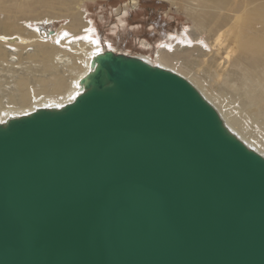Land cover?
Listing matches in <instances>:
<instances>
[{
  "label": "water",
  "instance_id": "obj_1",
  "mask_svg": "<svg viewBox=\"0 0 264 264\" xmlns=\"http://www.w3.org/2000/svg\"><path fill=\"white\" fill-rule=\"evenodd\" d=\"M97 61L0 124V264H264V156L178 73Z\"/></svg>",
  "mask_w": 264,
  "mask_h": 264
},
{
  "label": "rangeland",
  "instance_id": "obj_2",
  "mask_svg": "<svg viewBox=\"0 0 264 264\" xmlns=\"http://www.w3.org/2000/svg\"><path fill=\"white\" fill-rule=\"evenodd\" d=\"M27 1H29L28 4L30 3L29 6L26 3ZM222 1L223 3L219 7L221 9L226 8L225 10L222 9L223 11H218V8L209 2L201 3L199 0H138V2L133 0H84L80 8L79 3L73 5V12L68 10L67 7L69 3L72 4L70 0H0V35L21 34L29 38L30 43L43 38L45 42L59 44L64 51L68 50L70 52L71 50L67 45L60 44L62 36L64 38L65 35H68L72 41L84 43L97 40V44L104 47V50L112 49L117 53L137 57L156 58L157 54L162 51L161 53L165 56L175 57V64L182 73H187L188 75H186L190 78H196V81L199 79L200 82L207 85V89L216 92L221 87L224 88L225 80L230 79L232 83L239 81V78H241L240 68H243L244 64H250V60L238 51L231 55L228 54L235 45L231 40L232 35L228 32V27L233 25L237 15L245 11L250 1L234 0L236 6H239L238 4L242 5V7L239 6L242 9L236 13L230 11L231 9L234 10L231 8L234 4L232 0ZM46 2L54 4V9L49 5L46 6ZM243 2L244 4H242ZM3 8L4 10H2ZM255 8H264V0H256L253 4L251 2L248 5L249 10ZM228 9L230 10L228 11ZM74 14L81 15L84 28L73 31V33L72 30H68V26L71 25ZM216 22L221 27L217 28V31L215 27L210 28V25ZM226 22L229 24L227 28H224ZM10 26L14 29H11ZM223 28L229 35L226 32V34L222 33ZM220 29L221 32H219ZM252 29L254 32L256 30L263 33L264 23H258ZM52 31L55 32L51 33ZM216 33L222 37V42L217 40ZM68 41L70 43V40ZM4 48V51L8 54V64L0 59V86L3 84L5 94L13 90L14 83L17 80L26 77L31 82V86L34 87V93L42 96L51 94L52 89H49V92L41 89L42 80H50L56 75L64 79L66 77L65 81H70L73 76L68 67V59L70 58V61L73 59L72 61L78 64L82 62L76 54L72 56V53H63L62 55L66 60L65 64L59 65L57 70L54 67V69L52 67L49 69L42 63L44 62L42 60L43 55L39 48H36L33 44L22 50L6 48L5 46ZM14 56L17 58L16 62L12 60ZM30 56H33L32 61L28 59ZM238 65L241 66L238 67ZM238 84L240 85V82ZM233 91H229L228 94L230 93L231 96L236 97L237 101L233 104L238 108L241 99H244V93L242 89H239V92ZM258 121H260L259 123L263 122V126L258 127L256 124L257 127H255L256 125L253 126L255 122L251 123V121L250 124L262 138L260 141L264 143V118L259 117ZM255 132L253 133L255 134Z\"/></svg>",
  "mask_w": 264,
  "mask_h": 264
},
{
  "label": "bare ground",
  "instance_id": "obj_3",
  "mask_svg": "<svg viewBox=\"0 0 264 264\" xmlns=\"http://www.w3.org/2000/svg\"><path fill=\"white\" fill-rule=\"evenodd\" d=\"M70 1L72 2V4L70 3L68 4V2H66L68 4L67 5V7L69 8L68 10L70 11H73L74 9L73 5H78L79 3L80 5L78 6L80 8L81 4L84 3V0H70ZM133 1L138 2V0H133ZM199 1L201 3H208V2L211 3L212 5H214V7L218 8V11H223L226 9V8L225 9L222 8L223 9L222 10L221 7H219V5L223 3L222 0H214V1L199 0ZM232 1L234 4H232L233 7L231 8H233L234 10L228 9V11L230 10L236 13L237 11L242 9L240 8L242 7L241 4H238L239 6L241 5L239 7L235 5L236 1L234 0ZM246 1L247 0H245L244 2ZM248 1H250V3L248 2L249 5L251 4V2L253 4L254 1L256 0H248ZM28 2L29 1H27L26 3L29 6L30 3L28 4ZM244 2L242 4H244ZM47 5H49L51 8L54 9L55 5L52 4L51 2H46V6ZM248 5L242 14L237 15L233 25L231 27H228V32L231 33L232 35L231 40H233V44H235L232 47L233 48L232 51L228 54L231 55L232 53L238 51L239 53H241L243 56H245L247 59L250 60L249 62L250 64H244L243 68H240L241 78H239L240 80L238 79L239 81H236L235 83H232V81L230 82V79H228L229 81L228 80H225V82L223 81L224 82L223 89L221 87V89L216 92L212 90L210 91V89H207V85L204 82H200L199 79H197L198 81H196L195 80L196 78L195 79L192 77L190 78L187 76L188 75L187 73L185 74L182 73V71H180L175 64L176 61L175 57H172L170 55L165 56L163 53H161L162 51L157 54L156 58L148 57V56H138V57H140L141 59L152 65H157L162 68L171 70L175 73H178L179 75L189 80L199 90V92L203 95V97L215 107V109L220 114L227 129L233 135L239 138L243 143H245L250 149L264 156V150H263L264 143L263 141H260L262 138H260V135L256 133L257 132L256 130H255L256 132L254 131L252 124H250V121L251 123L255 122L253 126L257 124L258 127H261L263 126V122L259 123L260 121H258V118L259 117L264 118V31L262 33L261 31L259 32L255 30L254 32L253 31L254 28L252 29L254 25H257L258 23H262V24L264 23V8L262 9L255 8L249 10ZM23 7L25 6L23 5ZM2 10H4V8ZM24 10L25 9L23 8V11ZM73 16L74 19L73 21H71V25L68 26V30H72L73 32V31H77L80 28H84L82 18L80 17L81 15L74 14ZM228 22H226V25L223 26L224 28L225 27L227 28L228 24L230 23ZM12 26H10L11 29L13 28ZM214 27L216 28L215 29L216 31L217 28H221L220 24L218 25V22L210 25L211 29ZM224 28L222 29V33L225 32L227 33V31H225ZM219 32H221V29L219 30ZM229 33L227 34L229 35ZM216 34H217V40L218 41L220 40V42H222L221 41L222 37H220L218 33ZM68 40H70V43ZM29 41H31L29 40V38H26L21 34L20 35L12 34V36L0 35V59H2V62H7L8 64V54L6 53V51H4L5 50L4 46L6 48L9 47V48H14L16 50H22L29 48L31 44H33V46H35L36 48H39V51L43 55L42 60L44 62L42 63H44L45 67L49 69L50 67L52 68L54 67L57 70L59 65L65 64L66 60L65 57L62 55L63 53L66 54L72 53L71 54L72 56L76 54L81 59L80 61L82 62L81 64H78L77 62H73L72 61L73 59L71 61L70 58L68 59L67 61L69 64L68 67L73 76L70 79V81L68 80L65 81L66 79L65 76L64 79L56 75L53 76V78L50 80L49 79L42 80L41 82L42 86L40 85L42 90L45 89L44 91L46 92H49V89L53 90L51 94H46L44 96L34 93V89H33L34 87L31 86V82L27 77H26L27 79L26 78H20V79L18 78L19 80L16 79L17 81L16 83H14L13 90H10V92L7 94H5L6 92L4 91L2 87L3 84L1 83L2 85L0 86V124L2 125L7 124L11 119L30 115L40 109H62L66 105L73 103L79 95H81L86 91V83L89 81L90 75L98 67V61H97L98 57L106 51H113L117 53L112 49L104 50L105 49L104 47L97 44V40L91 42H85V43L81 41L76 42L75 40L72 41L68 35H65L64 38L62 36V40L60 41V44L67 45V47L71 50V52L68 50L64 51L61 48V46H59V44L55 45L56 43L52 44L50 42H45L43 38H41L38 41L36 40L33 43H30ZM32 57L33 56H30L28 59L32 61L33 60ZM12 60L16 62L17 58L14 56ZM240 66L241 65H238V67ZM238 82H240V85L238 84ZM239 89H242L244 93L243 94L244 99H241L242 101L240 102V104H238V108H236L233 104L237 101L236 97L233 95L231 96L230 93L228 94V92L229 91L231 92V90H234L233 92L236 91L239 92L238 91ZM257 125L255 127H257ZM253 132H255L256 135Z\"/></svg>",
  "mask_w": 264,
  "mask_h": 264
}]
</instances>
